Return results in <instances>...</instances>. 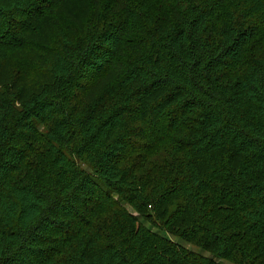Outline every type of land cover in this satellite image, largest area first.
<instances>
[{
    "label": "trees",
    "instance_id": "trees-1",
    "mask_svg": "<svg viewBox=\"0 0 264 264\" xmlns=\"http://www.w3.org/2000/svg\"><path fill=\"white\" fill-rule=\"evenodd\" d=\"M216 258L264 264V0H0V264Z\"/></svg>",
    "mask_w": 264,
    "mask_h": 264
},
{
    "label": "rangeland",
    "instance_id": "rangeland-1",
    "mask_svg": "<svg viewBox=\"0 0 264 264\" xmlns=\"http://www.w3.org/2000/svg\"><path fill=\"white\" fill-rule=\"evenodd\" d=\"M41 130H45V127L42 126ZM148 146L152 147V143L147 144ZM137 155V154H136ZM143 158V164L148 163L147 161L150 159H153L154 157H156L157 154V149L155 148L152 152L150 153H143V156H145ZM135 157V154L133 155V158ZM117 203L119 204L120 207H124L126 208L129 212H133L135 214V212L133 211V209H131V207L122 199H120L119 197H117ZM224 209V208H223ZM222 209V210H223ZM220 211V218L219 221H223L221 214H225L226 211ZM140 223L150 229L151 231L163 236V237H167L169 239H171L172 241H174L175 243L181 245V247H183L185 249L186 252L189 253L190 257L192 258H199V256L202 257H212V254L207 251L206 249H204L202 246H198L196 243L187 241L183 238H180L178 236L173 235L170 231H169V227H167V225H164L162 222L158 221L157 224H153L151 221H147L144 218H139ZM232 231H237V228H234ZM242 245V247L244 248V250L247 248L252 247V244L249 242V239L245 238L244 240H242V243H240ZM218 261H220L222 264H240L239 262H241L239 259H219L216 258Z\"/></svg>",
    "mask_w": 264,
    "mask_h": 264
}]
</instances>
